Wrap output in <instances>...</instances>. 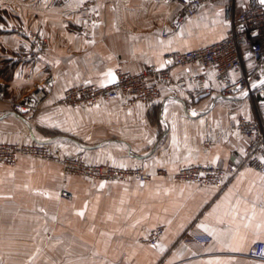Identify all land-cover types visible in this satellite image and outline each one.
Wrapping results in <instances>:
<instances>
[{
	"label": "crops",
	"instance_id": "crops-1",
	"mask_svg": "<svg viewBox=\"0 0 264 264\" xmlns=\"http://www.w3.org/2000/svg\"><path fill=\"white\" fill-rule=\"evenodd\" d=\"M84 1L0 0V142L47 140L62 156L81 153L88 163L153 173L163 168L166 175L145 182L91 179L65 174L59 162L42 158L0 162V264H264L248 255L255 241H264V173L242 164L221 186L170 176L184 165L240 163L247 141L230 127L228 112L251 118L247 97L196 95L190 85L165 90L151 104L124 98L80 107L58 103L69 86L110 83L108 73L120 63L131 71L163 67L170 52L222 38L229 28L227 0L202 3L165 36L161 31L180 0H90L95 20ZM243 5L235 0L236 10ZM10 26L48 38L38 61L13 59L26 39ZM198 69L191 64L171 71L177 77ZM50 73V91L37 110L18 113L12 102ZM209 132L216 142L204 148ZM61 189L72 196L60 197ZM157 227L162 231L154 247L148 236ZM196 232L211 240L182 241Z\"/></svg>",
	"mask_w": 264,
	"mask_h": 264
},
{
	"label": "built area",
	"instance_id": "built-area-1",
	"mask_svg": "<svg viewBox=\"0 0 264 264\" xmlns=\"http://www.w3.org/2000/svg\"><path fill=\"white\" fill-rule=\"evenodd\" d=\"M62 0H57L60 3ZM219 0H180L181 7L169 24L163 27L161 35L178 31L186 18L192 15L204 2ZM84 9L89 18L97 19L98 11L93 2L84 1ZM223 13L229 22L226 34L201 47L174 51L165 55V65L154 64L131 71L118 64L114 69L116 82L97 85L84 82L65 88L58 103L72 107L97 104L108 99L124 98L130 103H154L164 96V91L193 86L195 94H215L222 98L244 95L250 99L253 116L241 112L229 111V125L247 141L242 158L238 164H190L179 167L170 176L175 180L190 183L221 186L225 177L232 176L240 165L248 164L264 173V5L259 0H244L240 10H236L235 0H227ZM26 41L13 53L17 62L32 63L38 61L47 50L49 40L46 36L21 26H10ZM194 64L198 70H186L177 77L172 74L173 66ZM53 75L48 74L25 98L12 102V107L20 114L33 113L50 91ZM253 85H256L253 87ZM5 92V84L0 83V99ZM218 139V138H217ZM216 142L209 132L202 140L204 148ZM19 156H29L59 162L65 174H79L91 179H136L141 182L150 180L154 175H166L163 168L150 172L141 166L112 165L108 163H88L81 153L62 156L47 140H34L24 143L0 142V162L14 163ZM59 195L69 199L72 195L61 189ZM162 227L150 231L148 243L158 246V235ZM211 240L208 233H192L182 238L183 242L196 241L207 243ZM252 258L264 259V241H255L248 251Z\"/></svg>",
	"mask_w": 264,
	"mask_h": 264
},
{
	"label": "snow or ice",
	"instance_id": "snow-or-ice-1",
	"mask_svg": "<svg viewBox=\"0 0 264 264\" xmlns=\"http://www.w3.org/2000/svg\"><path fill=\"white\" fill-rule=\"evenodd\" d=\"M259 2H260L261 5H264V0H259ZM217 15H219V13H217ZM161 43L163 44L164 42L161 41ZM168 43L171 44L172 41H168ZM108 75L111 76V81H110V82H113V83L116 82V77H115L114 74H112L111 71H109ZM261 85H264V81H261ZM255 86H256V85H253V87H255ZM193 115H195V113H193ZM149 143H151V141H149ZM214 162H215V161H213V163H214ZM261 162L264 163V158H261ZM121 166H123V165H121ZM103 186H104L103 184L100 185L101 188H102ZM237 203H239V201H237ZM79 215L83 216V212L79 213Z\"/></svg>",
	"mask_w": 264,
	"mask_h": 264
},
{
	"label": "rangeland",
	"instance_id": "rangeland-1",
	"mask_svg": "<svg viewBox=\"0 0 264 264\" xmlns=\"http://www.w3.org/2000/svg\"><path fill=\"white\" fill-rule=\"evenodd\" d=\"M248 101L250 102V99L247 97ZM252 106L251 102H250V107ZM251 110H252V107H251Z\"/></svg>",
	"mask_w": 264,
	"mask_h": 264
}]
</instances>
